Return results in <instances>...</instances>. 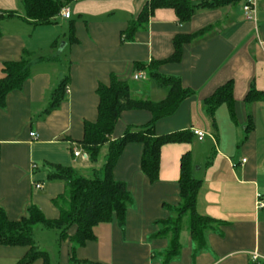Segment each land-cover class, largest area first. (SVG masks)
<instances>
[{
    "label": "crops",
    "instance_id": "obj_1",
    "mask_svg": "<svg viewBox=\"0 0 264 264\" xmlns=\"http://www.w3.org/2000/svg\"><path fill=\"white\" fill-rule=\"evenodd\" d=\"M150 1L75 0L65 7L70 19L59 17L57 26H35L25 20L19 0H0V12L16 13L0 22V79L6 63L20 61L25 53L31 60V76L21 90L7 96L0 110V209L10 221L27 216L32 205L47 219H58L53 200L65 193V186L48 180V164L76 169L81 162L79 172L88 177L101 169L74 157L75 149L85 152L80 144L84 124L97 119L98 87L108 86L112 77L138 82L133 77L143 73L152 83L133 87V97L164 100L167 89L151 81L147 70L135 72V65L164 62L173 56L177 36L212 27L205 38L183 47L179 62L157 68L162 75L178 78L196 95L175 114L161 119L156 134L200 130L203 140L195 136L190 143L163 146L155 183L141 171L142 146L128 145L114 171L134 198L124 229L116 222L97 225L95 240L75 251L79 263L71 260L69 241L59 246L57 239L56 259L51 264H165L170 239L158 235L180 202L181 158L188 153L193 177L201 182L196 211L222 224L207 231L199 248L184 221L179 251L167 264H251L253 253L264 264V209H256L257 195H264V100L245 102L252 87L264 94V0L259 3L256 22L244 18L245 0H225L215 10L197 8L191 21L183 25L174 10L158 9L135 41L122 42L128 24ZM191 1L199 5L215 0ZM60 22L64 29L58 27ZM70 23L77 40L74 44L68 40ZM229 81L234 84V102L216 109L213 129L204 102ZM64 82L70 92L64 93L58 109L47 112L53 93ZM150 120L146 111H125L112 139L123 137L127 127ZM103 152L107 155V145ZM37 183L43 189H36ZM28 251L29 247L0 245V264H21Z\"/></svg>",
    "mask_w": 264,
    "mask_h": 264
},
{
    "label": "trees",
    "instance_id": "obj_2",
    "mask_svg": "<svg viewBox=\"0 0 264 264\" xmlns=\"http://www.w3.org/2000/svg\"><path fill=\"white\" fill-rule=\"evenodd\" d=\"M74 1L19 0L25 20L35 26L58 24L61 10ZM224 1L215 0L196 5L191 0H151L138 18L128 24L127 29L121 35L122 42L135 41L136 34L146 29L150 18L158 9L174 10L178 23L183 25L191 21L197 8L215 10L220 8L225 3ZM5 16L14 17L16 13L0 12V22ZM212 30V27H207L190 36H177L173 42L174 54L164 62L135 65V72L147 70L151 81L167 89V97L164 100L154 102L150 99H135L132 95L131 82L119 80L116 77L111 78L108 86L98 87L97 119L95 122L84 124V135L80 144L91 163L97 162L103 147L107 145L108 153L104 166L93 170L92 176L88 177L74 168L48 164V180L62 182L65 186V193L53 200L59 212L58 219H47L39 207L32 205L28 208L27 216L19 221H10L6 213L0 209V245L29 247L21 264H32L38 259H41L43 264H51L50 256L40 250L34 240V231L38 225L57 231L59 246L69 241L71 260L76 263L79 262L75 259V251L95 240L93 229L97 225L116 222L121 229H124L127 212L133 207L134 198L127 184L115 178L114 171L126 147L130 144L142 146L141 171L151 183H155L159 179L162 147L168 144L190 143L195 137L191 131L162 136L156 134V124L161 119L175 114L186 100L196 95L194 91L185 89L178 78L162 75L157 72V68L163 63L179 62L186 44L205 38ZM68 40L72 44L77 42L73 23H70ZM3 73L4 77L0 79V110L5 108L7 96L11 92L21 90L31 76L30 55L25 53L20 61L6 63ZM233 89L234 84L229 81L205 100L204 104L213 129L216 128L214 119L216 109L223 104H233ZM65 92L66 82L62 83L53 93V100L47 112L59 108ZM258 99L264 100V94L252 87L245 102L250 103ZM133 110L148 112L151 120L142 126L127 127L123 137L113 140L112 137L122 114ZM178 183L180 202L178 206L172 208L171 212L174 217L163 223L165 230L158 235V237L170 239V246L166 253L169 257L165 264L172 260L179 251L181 225L184 221H187L192 240L199 248L204 245L207 231L218 229L222 224L211 218L202 217L196 211L197 194L201 182L193 177L190 153L181 158ZM73 228L76 230L75 234L70 235ZM251 264H260V262L252 261Z\"/></svg>",
    "mask_w": 264,
    "mask_h": 264
},
{
    "label": "built area",
    "instance_id": "obj_3",
    "mask_svg": "<svg viewBox=\"0 0 264 264\" xmlns=\"http://www.w3.org/2000/svg\"><path fill=\"white\" fill-rule=\"evenodd\" d=\"M261 0H245V3L243 5V15L244 18L248 21H252V22H256V17H257V11H258V7H259V3ZM59 17L63 20H68L71 17V13L69 11L68 8H63L60 12ZM133 79L135 81H139V80H145L146 79V75H144L143 73H137ZM67 93L70 92V90L67 88L66 89ZM194 135L197 136V138L202 141L204 138V133L200 130H194L193 131ZM31 137L33 138H37V135L35 133L31 134ZM74 157L80 158L82 160H89V157L87 155L86 152H82L78 149L74 150ZM246 162V161H243ZM34 187L36 189H43V184H35ZM256 209L257 210H262L264 209V195L258 194L256 197ZM261 257L257 254V253H253V257H252V261L254 262H260V264H263L261 262ZM264 260V259H263Z\"/></svg>",
    "mask_w": 264,
    "mask_h": 264
},
{
    "label": "rangeland",
    "instance_id": "obj_4",
    "mask_svg": "<svg viewBox=\"0 0 264 264\" xmlns=\"http://www.w3.org/2000/svg\"><path fill=\"white\" fill-rule=\"evenodd\" d=\"M61 26H62V28L65 27V25L60 22L58 27L61 29ZM63 32L64 31H62L61 34H63ZM150 83H152V82H150L149 80H140L138 82L131 81V84L133 87L148 86ZM105 155H106V152L101 153L97 162L93 163L92 165L95 168H102L105 164V161H106ZM75 168L78 171H81L83 168L82 163L78 162V164L75 166ZM57 239H58L57 231L45 229L40 225H38L35 228L34 240L36 242V245H38L40 250L48 253L51 256L52 262H54L56 259L55 253L57 250L55 249V243H56Z\"/></svg>",
    "mask_w": 264,
    "mask_h": 264
}]
</instances>
